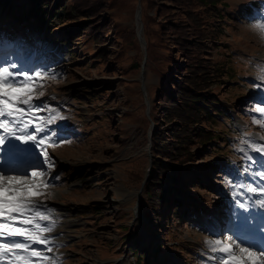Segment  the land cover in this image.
Listing matches in <instances>:
<instances>
[{"label":"rangeland","instance_id":"rangeland-1","mask_svg":"<svg viewBox=\"0 0 264 264\" xmlns=\"http://www.w3.org/2000/svg\"><path fill=\"white\" fill-rule=\"evenodd\" d=\"M226 1L225 17L218 26L222 29L218 42L208 46L215 61L221 63L227 59L236 77L222 89L217 106L224 115L218 118L216 127L224 132L229 145L215 144L218 152L211 155L210 161L217 163L218 171L207 170L208 154L193 165L198 180L186 177L189 186L173 194L184 206L165 207L160 231L144 221L141 190L142 184L154 175L153 153L147 155V133L152 134L154 127L149 125L145 133L147 140L142 141L145 136L142 107L146 106V98L150 109L149 97L153 96L148 90L157 84L158 77L145 68L125 76L113 72L111 64L105 69L94 67L88 54L78 46L72 47L69 53L62 46L42 50L35 32L26 23L9 19V14L0 7V66L16 64L29 74L41 73L34 79L32 90V102L43 105V110L36 115L43 117L44 126L55 130L62 140L57 146L45 145L55 167L33 178L39 187L32 189L33 193H40L33 195L32 202L41 205L40 210L50 220V223L38 222L58 230L42 236L62 241L44 245L42 257L48 260L33 257L34 262L134 264L132 249L160 245L155 264H171V254L177 264H219L218 257L223 254L213 252L210 245L221 233L229 231L234 220L232 213L257 216L258 212H264L258 203L264 196L247 191L248 187L264 186V179L256 172L257 169L264 171L263 161L255 164L249 159L262 158L258 149L264 148V0ZM18 2L20 6L26 4V0ZM253 2L258 6L252 7ZM137 11L140 13L137 26L142 27L141 36L145 41L140 0L132 24L125 18L120 26L134 27L136 33ZM57 36L53 31L49 37ZM138 44L143 61L146 41L145 46L139 41ZM109 45L107 42L100 49L107 51L111 59L117 47ZM133 54L135 51L129 50L128 55ZM119 81L126 84L122 86ZM49 119L51 123H47ZM129 168L141 173L139 180L129 176ZM163 182L165 187L170 183ZM186 199L195 202L197 208H187ZM241 201L248 212L239 208ZM183 210L186 215L180 216ZM139 232L144 239L134 248L132 240L137 239ZM221 242L231 243L227 235ZM49 247L52 251H47ZM213 256L217 259H210Z\"/></svg>","mask_w":264,"mask_h":264},{"label":"trees","instance_id":"trees-1","mask_svg":"<svg viewBox=\"0 0 264 264\" xmlns=\"http://www.w3.org/2000/svg\"><path fill=\"white\" fill-rule=\"evenodd\" d=\"M137 1L26 0V4L20 6L18 0H0V7L9 14V19L26 23L35 32L40 49L62 46L69 53L72 47L78 46L88 54L92 66L105 69L111 64L113 72L129 76L139 71L143 53L135 28L120 25L125 18L132 24ZM155 1L140 0L146 41L145 69L158 77L157 84L148 90L153 96L149 97L148 115L146 106L142 107L145 135L142 141L146 142L145 133L149 125L154 124L151 134L154 175L142 189L144 221L160 231L165 207L184 206L173 194L189 186L186 177L198 180L193 165L200 157L210 155L206 161L209 162L207 170H219L210 157L218 152L217 142L224 147L229 141L216 127L218 118L224 115L217 106L222 89L236 77L227 59L221 63L215 61L208 46V43L218 42L222 31L218 26L225 17L226 0ZM254 6L258 4L253 2ZM214 24L218 29L213 28ZM53 31L58 34L56 38L49 37ZM107 42L117 47L111 59L107 51L100 49ZM129 50L135 54L128 55ZM118 83L126 84L124 81ZM129 176L137 181L141 173L129 168ZM163 181L170 183L165 187ZM192 184L197 186L195 182ZM185 201L187 208H197L190 199ZM181 215L185 216L186 212L183 210ZM150 235L153 238V234ZM141 239L144 236L139 232L137 239L132 240L134 248L138 247V241L142 243ZM131 252L134 264H155L161 246L142 247Z\"/></svg>","mask_w":264,"mask_h":264},{"label":"snow or ice","instance_id":"snow-or-ice-1","mask_svg":"<svg viewBox=\"0 0 264 264\" xmlns=\"http://www.w3.org/2000/svg\"><path fill=\"white\" fill-rule=\"evenodd\" d=\"M40 76V72L32 75L16 64L0 66V260L7 264H40L32 258L42 257V253L32 249V244L47 245L50 242L42 234L51 228L38 222L49 217L40 210L41 205L32 202L33 195H40L32 191L39 187L33 178L41 177L48 168L55 167L45 145L57 146L62 140L55 130L44 126L43 117L36 115L43 110V105L32 102V90L34 79ZM258 151L264 158V148ZM249 159L255 164L260 163L255 157ZM256 172L264 179V171L257 169ZM247 191L264 196V186L248 187ZM238 203L239 208L248 212L244 202ZM258 203L264 209V199ZM232 216L234 220L229 231L221 233L210 245L213 252L223 254L218 257L219 264H264V225L252 223L257 220L252 213L244 215L234 211ZM224 235L231 243L222 244ZM14 237L22 239H10ZM47 251L52 249L49 247ZM42 259L47 261L48 257Z\"/></svg>","mask_w":264,"mask_h":264},{"label":"bare ground","instance_id":"bare-ground-1","mask_svg":"<svg viewBox=\"0 0 264 264\" xmlns=\"http://www.w3.org/2000/svg\"><path fill=\"white\" fill-rule=\"evenodd\" d=\"M139 26V25H138ZM0 155H2V154H0ZM47 216V215H46ZM257 216H259L258 217V219L256 220L258 223L257 224H259V225H264V212L263 211H260V212H258V215ZM49 217V216H48ZM259 218H262V219H259ZM40 222H42V221H45V220H39ZM50 220L48 219V222H49ZM50 223V222H49ZM27 227H31V225H28ZM58 232V230L57 229H52L51 228V231H48V232H45V233H43L42 235H44V234H55V233H57ZM52 236V235H51ZM10 239H16V240H20V239H22L21 237H14V238H10ZM49 243H48V246L49 245H57L58 243H60L62 240H57V239H49ZM43 246H44V244H32V249H34V250H37V251H42V248H43ZM44 249V248H43ZM42 253V252H41ZM173 256H174V254H171V261H173V262H175L176 263V257L175 258H173ZM0 264H7V262L5 261V260H0Z\"/></svg>","mask_w":264,"mask_h":264},{"label":"water","instance_id":"water-1","mask_svg":"<svg viewBox=\"0 0 264 264\" xmlns=\"http://www.w3.org/2000/svg\"><path fill=\"white\" fill-rule=\"evenodd\" d=\"M139 11H137L136 14H135V21H136L135 24H136V26L138 25V22L140 20ZM141 30H142V27H138V26L136 27L137 39L142 45L145 46V41H144V39L141 36ZM145 58H146V54H145V57L143 59V63L142 64H145ZM141 85H143V82H141ZM145 103H146V114H148L149 113V103H148L146 98H145ZM153 127H154V124L151 123V128H153ZM147 139L149 140V146L148 147L150 148L151 147V143H152V141H151V131L147 133Z\"/></svg>","mask_w":264,"mask_h":264}]
</instances>
